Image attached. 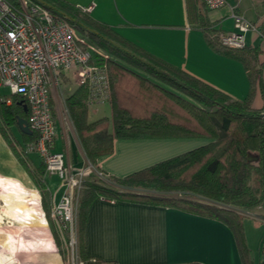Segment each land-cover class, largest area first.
Instances as JSON below:
<instances>
[{
	"label": "crops",
	"instance_id": "obj_1",
	"mask_svg": "<svg viewBox=\"0 0 264 264\" xmlns=\"http://www.w3.org/2000/svg\"><path fill=\"white\" fill-rule=\"evenodd\" d=\"M65 1L80 8L90 7L87 12L94 20L107 24L143 53L185 71L231 98H245L253 85L251 107L264 111V0H228L227 5L212 11L198 0ZM231 5L255 27L245 33V47L257 51L259 72L253 83L236 53L211 45L201 25L206 21L213 29L211 35L233 31ZM63 79L64 91L54 85L50 89L56 129L53 149L64 153L71 168H80L90 161L83 142L69 110L74 131H66L58 115L60 103L80 93L82 87L71 72L64 73ZM101 117L109 120L112 132L111 102L87 105L88 122ZM13 132L20 139L15 128ZM25 143L20 142L18 149ZM201 144L200 138H114L112 151L91 163L107 176L121 177ZM26 159L30 171L0 132L1 244L13 240L17 247L18 238L23 237L20 234L25 227V196H36L40 203L33 172L43 163L34 153L26 154ZM40 178L45 181L47 193L53 196L52 206L62 193L61 181L45 171ZM34 220L31 226L27 224L31 229L36 227ZM244 238L246 243L245 234ZM79 241L88 257L113 264H243L235 234L224 221L160 204L97 196L89 204Z\"/></svg>",
	"mask_w": 264,
	"mask_h": 264
},
{
	"label": "trees",
	"instance_id": "obj_2",
	"mask_svg": "<svg viewBox=\"0 0 264 264\" xmlns=\"http://www.w3.org/2000/svg\"><path fill=\"white\" fill-rule=\"evenodd\" d=\"M37 1L86 31L90 40L102 49L101 53L92 52L91 63L108 64L113 91L110 100L112 132L106 117L87 121L84 87L66 100L90 162L111 152L114 138H206V142L197 147L125 176H107L103 181L96 175L86 177L77 198L79 235L89 204L97 196L160 204L224 221L235 234L243 264H254L245 243L242 217L234 210L221 207L264 206V111L251 107L253 85L245 98H231L185 71L143 53L107 24L97 22L85 10L82 12V8L65 0ZM201 25L211 45L226 53H236L253 83L259 72L257 51L245 46L242 49L221 47L217 32L211 35L213 29L206 21ZM161 93L163 102L155 100ZM4 96L0 93V132L29 170L26 154L18 147L20 142L33 141L37 135L34 131L22 133L17 126V117L27 118L25 100L10 94L11 101L7 104ZM171 102L178 105L181 114L171 110ZM14 128L20 139L13 132ZM251 152H256L257 160L247 159ZM44 171L43 164L36 168L33 176L48 217L46 184L40 178ZM80 255L81 264H113L88 257L81 247Z\"/></svg>",
	"mask_w": 264,
	"mask_h": 264
},
{
	"label": "built area",
	"instance_id": "obj_3",
	"mask_svg": "<svg viewBox=\"0 0 264 264\" xmlns=\"http://www.w3.org/2000/svg\"><path fill=\"white\" fill-rule=\"evenodd\" d=\"M208 10L221 8L228 0H201ZM89 11L90 7L82 8ZM233 31H218L221 47L241 49L245 33L255 27L231 5ZM92 51L84 46L75 28L60 13L37 0H0V88L9 95L25 100L27 120L36 139L23 144V154H37L45 174L56 175L63 186L59 200L50 208V215L65 227L71 220L73 199L78 197L88 175L106 178L92 163L71 168L63 152L53 149L56 137L55 118L51 106V86L65 90L63 75L71 72L78 86L87 91V105L110 101L111 86L105 66L91 63ZM3 100L10 103V97ZM264 220V219H263ZM260 264H264V234Z\"/></svg>",
	"mask_w": 264,
	"mask_h": 264
},
{
	"label": "rangeland",
	"instance_id": "obj_4",
	"mask_svg": "<svg viewBox=\"0 0 264 264\" xmlns=\"http://www.w3.org/2000/svg\"><path fill=\"white\" fill-rule=\"evenodd\" d=\"M82 12H84V10ZM77 18L78 21L80 22L82 21L80 17ZM73 27L75 28V31L84 46H88V48L92 52L95 51L99 53L102 52V49L98 47L92 40H90V37L88 33H86V31L77 28V26L75 25H73ZM100 65L105 66L106 69L108 70L109 78H110V86H111L110 87L111 98H112L113 95L112 82H111V74L108 68V64H106L105 62L103 63L101 62ZM158 81L161 83L160 80ZM0 93L7 96L9 94V91L7 88L2 87L0 88ZM156 93L158 94L159 92L156 91ZM159 95L160 96L155 97V100L161 102L164 96L163 93ZM172 104L173 102H171L170 105L171 110H173L174 113L176 112V114L178 113L181 114L182 112L179 109L178 105L176 104L172 105ZM96 105L98 106L100 104H96ZM67 111H68V107L66 106V103L65 102L63 103L62 101L60 103V114L58 115V117L60 118V120L62 119L66 131H69L70 129L74 131ZM205 142H206V138L201 137L200 143H205ZM251 153L256 154V152H251ZM89 163L91 162L89 161ZM89 163L86 162L85 164H83V167L88 165ZM101 179H102L101 181H103V178ZM29 198L31 199V197ZM34 198L29 200L33 202L29 203L28 200L27 202H24L22 219L25 224V227L23 228L20 234V236L23 235V237L21 236L18 238L19 241L17 248L16 245H13L15 243L13 242V240H11L10 242H3L2 244L0 243V264H81L83 258H81L80 255V243H79L80 241H79V232L77 227V198L73 199V205L70 210L71 220L65 221L64 228L62 227L63 225L61 226L60 224H58L50 214L48 217L46 216L42 207L41 195H40L39 204L37 197L34 196ZM46 199L51 207L52 203L50 201L53 199V196H51V193H47V189H46ZM34 204L37 205L38 209L35 208ZM221 207L234 210L242 217L243 232L245 234L246 243L249 248L250 258L254 264H260L261 243L264 234V220H263L264 206L259 204L250 209L234 207V206H223V205H221ZM32 219H35L34 221H36L34 222L36 227H34L33 229L27 226L28 223L30 224L29 226H31ZM51 227H53V229ZM52 230H55L54 232H56L55 235L59 240V245H57L55 242V238L53 236Z\"/></svg>",
	"mask_w": 264,
	"mask_h": 264
},
{
	"label": "water",
	"instance_id": "obj_5",
	"mask_svg": "<svg viewBox=\"0 0 264 264\" xmlns=\"http://www.w3.org/2000/svg\"><path fill=\"white\" fill-rule=\"evenodd\" d=\"M23 107H24V111L26 112L27 106L25 103L23 104ZM17 126L22 133H26V134L32 133V131L28 126L27 120L24 117H17ZM257 158H258L257 155L252 153H249L247 156L248 160H257Z\"/></svg>",
	"mask_w": 264,
	"mask_h": 264
},
{
	"label": "bare ground",
	"instance_id": "obj_6",
	"mask_svg": "<svg viewBox=\"0 0 264 264\" xmlns=\"http://www.w3.org/2000/svg\"><path fill=\"white\" fill-rule=\"evenodd\" d=\"M22 190H23V193L25 194L26 191H25L24 189H22ZM25 197H26V198H25V201H27V200L29 201V200L32 199V198H31V199L28 198L27 196H25ZM30 202H33V201H29V203H30ZM34 205H36V204H34ZM26 211H27V210H26ZM33 212H34V211H33ZM26 213H27V212H26ZM34 213H35V212H34ZM27 214H28V213H27ZM29 216H30V215H29ZM25 217H26V216H25ZM27 217H28V216H27ZM27 219H28V218H27ZM40 219H41V218H40ZM42 219H43V218H42ZM42 221H43V220H42ZM42 223H43V222H42ZM43 234H44V233H43ZM42 236H43V235H42ZM44 236H45V235H44ZM45 237H46V236H45ZM41 240H42V239H41ZM44 240H45V239H44ZM16 248H17V247H16ZM18 248H19V247H18ZM9 258H10V257H9Z\"/></svg>",
	"mask_w": 264,
	"mask_h": 264
}]
</instances>
